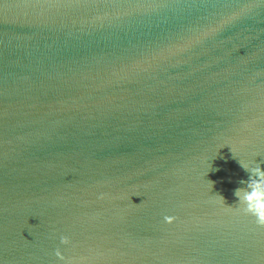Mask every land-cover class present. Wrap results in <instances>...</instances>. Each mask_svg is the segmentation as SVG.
<instances>
[{"label":"water","instance_id":"1","mask_svg":"<svg viewBox=\"0 0 264 264\" xmlns=\"http://www.w3.org/2000/svg\"><path fill=\"white\" fill-rule=\"evenodd\" d=\"M238 159L264 0H0V264H264Z\"/></svg>","mask_w":264,"mask_h":264},{"label":"clouds","instance_id":"2","mask_svg":"<svg viewBox=\"0 0 264 264\" xmlns=\"http://www.w3.org/2000/svg\"><path fill=\"white\" fill-rule=\"evenodd\" d=\"M238 163L249 174V178L247 181H239L240 186L233 190V195L237 198L234 208L253 217L257 225L264 227V168L261 167L260 161L245 162L238 159ZM216 197L219 202L225 203L222 196Z\"/></svg>","mask_w":264,"mask_h":264}]
</instances>
